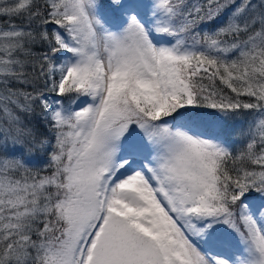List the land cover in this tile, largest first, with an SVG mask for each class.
<instances>
[{"label": "snow or ice", "instance_id": "1", "mask_svg": "<svg viewBox=\"0 0 264 264\" xmlns=\"http://www.w3.org/2000/svg\"><path fill=\"white\" fill-rule=\"evenodd\" d=\"M0 264H264V0H0Z\"/></svg>", "mask_w": 264, "mask_h": 264}]
</instances>
